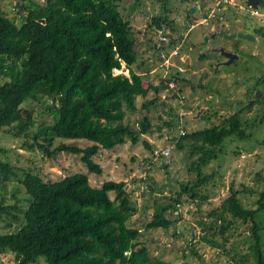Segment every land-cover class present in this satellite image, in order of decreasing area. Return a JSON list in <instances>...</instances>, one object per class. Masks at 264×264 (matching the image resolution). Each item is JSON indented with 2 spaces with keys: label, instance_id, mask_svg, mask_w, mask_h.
<instances>
[{
  "label": "trees",
  "instance_id": "16d2710c",
  "mask_svg": "<svg viewBox=\"0 0 264 264\" xmlns=\"http://www.w3.org/2000/svg\"><path fill=\"white\" fill-rule=\"evenodd\" d=\"M20 1L27 13L20 25L0 6V133L12 134L23 141L21 149L39 150L48 158L65 152L80 156L89 173L102 175L103 168L95 161L101 151H112L128 141L138 145L153 131L149 115L136 132L126 123V112L136 111L140 99L143 109L151 113L165 87L185 81L183 74L176 71L166 83L157 84L135 71V65L141 70L145 64L139 63L131 22L120 11L124 0ZM187 22L185 29H178L166 9L154 17L151 28L169 32L168 42L155 44L154 49H174L182 32L193 25L191 15ZM123 64L129 77L114 74ZM263 87L264 78L256 84ZM35 104L52 119L36 130L33 116L27 114ZM255 105L264 109V99L227 115L214 112L219 124L178 138V149L189 143L188 173L193 177L168 201L155 200L147 229L168 230L177 223L169 218L176 207L193 204L200 213L196 221L200 242L224 255L228 264H264V224L258 221L264 212V176L260 190L231 189L217 202L209 194L217 174L204 170L222 155H237L233 152L240 149L238 143L253 142L264 116L249 120L244 113ZM166 125L171 128L172 122ZM65 140L90 144L71 147ZM142 143L151 151L147 140ZM252 151L249 148L247 153ZM5 152L0 148V153ZM11 184L15 202L7 203ZM126 186L109 180L93 187L89 175L81 173L45 181L0 159V254L14 255V264H154L143 241L144 231L129 226L139 210ZM204 206L210 208L205 216ZM238 229L248 233L245 251L232 242Z\"/></svg>",
  "mask_w": 264,
  "mask_h": 264
},
{
  "label": "rangeland",
  "instance_id": "374dc122",
  "mask_svg": "<svg viewBox=\"0 0 264 264\" xmlns=\"http://www.w3.org/2000/svg\"><path fill=\"white\" fill-rule=\"evenodd\" d=\"M33 1L42 3L44 0ZM18 3L21 5L22 1L0 0V6L7 17L20 25L27 13L23 8L17 10ZM165 9L170 12V18L180 30L189 24L188 15L194 20L193 25L198 24L206 16L211 17L208 19V25H198L182 32V39L174 49L158 52L153 46L163 44L160 40L163 31L151 28V24L152 19L164 14ZM120 11L130 20L133 27L139 63L145 64L141 70L137 69V65L134 69L144 76V80L157 84L166 80V83L172 73L180 71L181 68L185 70L180 71L185 81L173 82L175 87L171 84L168 88L165 87L166 89L160 93L157 107H152L151 113L143 109V101L140 99L136 111L126 112V123L136 132L140 131L143 118L149 115L153 131L141 137L138 145L128 141L127 144L112 151H101L95 157V161L103 168L102 175L89 173L80 156L72 153L65 152L48 158L39 150H23L21 149L23 141L4 132L0 133V148L8 152L0 153V159L9 161L18 168L31 170L45 181L55 182L66 176L81 173L88 174L91 185L97 188L109 180L125 182L129 186L130 197L139 210L130 220L129 226L144 231L143 241H146L154 264H228L224 255L199 241L201 230L197 227L196 221L200 213L193 204L176 207L177 212L169 218L177 223L168 230H153L147 227L152 221L155 200L168 201L193 177L188 173L191 161L189 143H185L183 149L176 147V141L182 136L181 133L197 132L212 124H219L221 121L219 116L235 112L254 100L264 99V87L256 88L259 79L264 78V30L263 34L257 32L264 29V0L257 9L248 7L240 0H167L166 3L162 0H124L120 4ZM238 30L251 34L255 41L237 39L229 42L215 36L221 31L231 34ZM167 34L169 32L165 31V35ZM209 34H214L215 37L212 36L211 42L208 41L207 45L202 44ZM219 47L226 50L239 48L242 50L237 52L239 60L230 66L217 67L224 62V57L220 53L213 52ZM177 48L179 55L173 52ZM203 54L207 55V59L200 58ZM213 66L218 72H215ZM119 72L130 76L125 64ZM115 73L119 74L117 71ZM35 105V109L27 112L34 118L36 124L34 130L44 123L49 124L52 120L48 113L40 110V105ZM211 106L213 108H210ZM202 109L200 117L196 118ZM214 112H218L219 116L215 117ZM263 116L262 105H255L252 110L244 113V118L249 120L260 119ZM169 122H172L171 128L166 125ZM255 134L252 143H238L241 144L240 149L233 152L237 151V155L228 154L226 157L222 155L204 169L208 174L212 172L217 174L216 186H210L209 194L213 200L219 202L218 197L228 194L231 189L233 191L245 188L261 189L264 176V144H261L264 141V124ZM144 139L151 144V151L143 145ZM58 144L59 142H56L55 145ZM65 144L84 148L90 142L65 140ZM165 147L171 149V156L155 158L153 152ZM249 148H253L252 153H247ZM15 184L16 182H13V186ZM13 186L12 184L9 186L7 203L15 202ZM150 188L153 189V194ZM115 196L114 193L111 194L112 199ZM209 209L208 206L203 207V216ZM258 221L264 224V212L258 216ZM262 234L264 236V232ZM247 237L248 233L244 229H238L232 242L237 243L245 251L249 247L245 243ZM189 243L195 245L190 247ZM0 264H14V255L0 254Z\"/></svg>",
  "mask_w": 264,
  "mask_h": 264
},
{
  "label": "water",
  "instance_id": "95a60500",
  "mask_svg": "<svg viewBox=\"0 0 264 264\" xmlns=\"http://www.w3.org/2000/svg\"><path fill=\"white\" fill-rule=\"evenodd\" d=\"M260 4H263V0H247L246 5L248 7H251L253 9H257L258 6ZM18 7L20 8V10H22V6L18 3L17 4ZM219 37H223L224 39L228 40V41H232L234 39H243V40H247V41H255V37L252 36L251 34H243V33H239V34H227L225 32H219L217 34ZM209 38L205 39V44H207ZM214 53H220L224 58L227 59V62L223 63V64H218L217 67L221 66V65H226V66H230L231 64H233L235 61L239 60V55L235 54L233 52L230 51H226L225 48H215L213 50ZM203 112V109L200 110V112H198L196 118H199L201 113ZM129 186L127 185L125 190L128 191ZM193 241H194V237H193Z\"/></svg>",
  "mask_w": 264,
  "mask_h": 264
},
{
  "label": "built area",
  "instance_id": "2783aa9c",
  "mask_svg": "<svg viewBox=\"0 0 264 264\" xmlns=\"http://www.w3.org/2000/svg\"><path fill=\"white\" fill-rule=\"evenodd\" d=\"M210 17L211 16L209 15L208 17L202 19V21H200V23L201 24H207L208 23V19ZM194 27H195V25L192 26V28H194ZM160 40H161V42H164V43L168 42V38L165 36V30L161 33ZM173 52H175V55H179V48L173 50ZM179 67H181V66H179ZM115 71H117L120 74V72H119L120 70L119 71L115 70ZM115 71H114V74L115 75H119V74L115 73ZM177 71H179V70H177ZM180 71L184 72L185 70L183 68H181ZM121 74H123V73H121ZM171 85H173L175 87V85L173 83H171ZM181 134L184 135V132H182ZM153 153H154L155 158H157V159H159V158H169L171 156V149L169 147H165V148H163L161 150H155Z\"/></svg>",
  "mask_w": 264,
  "mask_h": 264
},
{
  "label": "flooded vegetation",
  "instance_id": "af4514ba",
  "mask_svg": "<svg viewBox=\"0 0 264 264\" xmlns=\"http://www.w3.org/2000/svg\"><path fill=\"white\" fill-rule=\"evenodd\" d=\"M240 1H243L244 2V4H246V2H247V0H240ZM209 23V22H208ZM208 23L207 24H205V25H208ZM239 33H243V34H247V33H244V32H241L240 30H238V31H235V32H231V34H239ZM249 33H252V32H249ZM214 34H209V35H207L206 37L207 38H209L208 39V41H210L211 42V37L213 36ZM216 36V35H215ZM215 36H213V38L215 37ZM218 36V35H217ZM206 39V38H205ZM237 39H239V38H237ZM237 39H234V40H232V41H229V42H233V41H236ZM256 39H257V37H256ZM241 40H243V39H241ZM204 41V40H203ZM201 42L202 44L203 43H205V41L204 42ZM243 41H246V40H243ZM207 45V44H206ZM235 45V44H234ZM228 51H230V52H233V53H235V54H237V52L238 51H242V50H239V48H236V49H234V50H232V48H229V49H227ZM243 53V52H242ZM245 53V52H244ZM245 55L247 56V54L245 53ZM251 57V56H250ZM224 62L223 63H225V62H227V59L226 58H224V60H223ZM238 61V60H237ZM237 61H235L234 63H236ZM223 63H221V64H223ZM191 241V240H190ZM190 244H192V243H190ZM191 247V246H190Z\"/></svg>",
  "mask_w": 264,
  "mask_h": 264
},
{
  "label": "clouds",
  "instance_id": "9594fccd",
  "mask_svg": "<svg viewBox=\"0 0 264 264\" xmlns=\"http://www.w3.org/2000/svg\"><path fill=\"white\" fill-rule=\"evenodd\" d=\"M205 18H206V17H205ZM194 25H195V27H196V26H198V25H199V26H202V25H205V24H201V23L199 22L198 24H194ZM192 26H193V25H192ZM192 26H191V29H192ZM195 27H194V28H195ZM221 32H224V31H221ZM225 33H226V32H225ZM217 34H218V33H217ZM217 34H215V35H217ZM207 37H208V36H207ZM218 37H219V36H218ZM222 38H223V37H222ZM225 40H226V39H225ZM219 48H220V47H219ZM221 48H224V47H221ZM225 50H226V49H225ZM226 51H227V50H226ZM174 73H175V72H174Z\"/></svg>",
  "mask_w": 264,
  "mask_h": 264
},
{
  "label": "crops",
  "instance_id": "0c3cea01",
  "mask_svg": "<svg viewBox=\"0 0 264 264\" xmlns=\"http://www.w3.org/2000/svg\"><path fill=\"white\" fill-rule=\"evenodd\" d=\"M125 68H126V66H125ZM127 69V68H126ZM124 74V73H123Z\"/></svg>",
  "mask_w": 264,
  "mask_h": 264
}]
</instances>
